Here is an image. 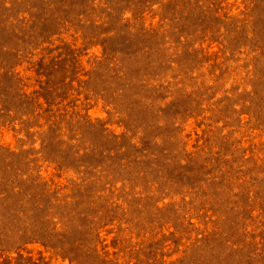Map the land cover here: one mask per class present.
Listing matches in <instances>:
<instances>
[{"label": "rangeland", "instance_id": "374dc122", "mask_svg": "<svg viewBox=\"0 0 264 264\" xmlns=\"http://www.w3.org/2000/svg\"><path fill=\"white\" fill-rule=\"evenodd\" d=\"M0 264H264V0H0Z\"/></svg>", "mask_w": 264, "mask_h": 264}]
</instances>
